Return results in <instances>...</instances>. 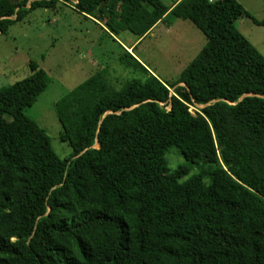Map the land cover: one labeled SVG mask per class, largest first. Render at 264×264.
Listing matches in <instances>:
<instances>
[{"label":"trees","instance_id":"obj_1","mask_svg":"<svg viewBox=\"0 0 264 264\" xmlns=\"http://www.w3.org/2000/svg\"><path fill=\"white\" fill-rule=\"evenodd\" d=\"M59 3L138 40L188 21L207 44L172 83L124 51L142 82L117 91L99 71L76 88L66 160L23 115L41 78L0 91V264H264V57L236 28L250 15L236 0H0V35ZM171 149L187 166L169 171Z\"/></svg>","mask_w":264,"mask_h":264},{"label":"rangeland","instance_id":"obj_2","mask_svg":"<svg viewBox=\"0 0 264 264\" xmlns=\"http://www.w3.org/2000/svg\"><path fill=\"white\" fill-rule=\"evenodd\" d=\"M161 1L167 7L174 3ZM236 1L251 17L239 20L236 28L264 57V29L253 23L264 20V1ZM94 22L79 14L73 4L59 3L53 9L33 10L0 35V91L31 76L41 78L45 91L23 115L46 133L61 160L68 159L72 149L62 139L67 128L60 121V112L72 92L96 72L106 71L117 91L132 82H142L146 75L124 52L130 49L155 77L172 83L207 44L204 34L193 24L174 18L141 40L127 31L110 34ZM122 61L133 68L128 70ZM197 109L190 107L191 114ZM165 159L169 171L187 166L175 149ZM196 173V169L191 170L186 179Z\"/></svg>","mask_w":264,"mask_h":264},{"label":"crops","instance_id":"obj_3","mask_svg":"<svg viewBox=\"0 0 264 264\" xmlns=\"http://www.w3.org/2000/svg\"><path fill=\"white\" fill-rule=\"evenodd\" d=\"M88 18H90V19H92L93 21H95L93 18H91V17H88ZM95 24H98V22H94ZM163 23H160V24H158L155 28H157L159 25H162ZM154 28V29H155ZM153 29V30H154ZM152 30V31H153ZM152 31L150 32V33H152ZM126 51L130 54V55H132V57H134V59H136L138 62H139V60L134 56V54H133V52L130 50V49H126ZM140 63V62H139ZM141 64V63H140ZM142 65V64H141ZM151 73V72H150ZM152 74V73H151ZM153 75V74H152Z\"/></svg>","mask_w":264,"mask_h":264},{"label":"water","instance_id":"obj_4","mask_svg":"<svg viewBox=\"0 0 264 264\" xmlns=\"http://www.w3.org/2000/svg\"><path fill=\"white\" fill-rule=\"evenodd\" d=\"M99 146H100V145L98 144V148H99Z\"/></svg>","mask_w":264,"mask_h":264},{"label":"built area","instance_id":"obj_5","mask_svg":"<svg viewBox=\"0 0 264 264\" xmlns=\"http://www.w3.org/2000/svg\"><path fill=\"white\" fill-rule=\"evenodd\" d=\"M211 1H213V0H211Z\"/></svg>","mask_w":264,"mask_h":264}]
</instances>
